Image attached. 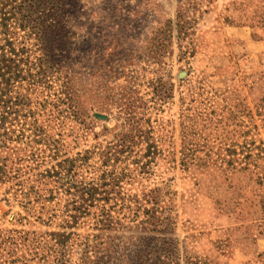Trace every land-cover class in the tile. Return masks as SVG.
I'll use <instances>...</instances> for the list:
<instances>
[{
	"label": "rangeland",
	"instance_id": "rangeland-1",
	"mask_svg": "<svg viewBox=\"0 0 264 264\" xmlns=\"http://www.w3.org/2000/svg\"><path fill=\"white\" fill-rule=\"evenodd\" d=\"M32 2L0 0V264H264L232 257L264 236V0Z\"/></svg>",
	"mask_w": 264,
	"mask_h": 264
},
{
	"label": "trees",
	"instance_id": "trees-1",
	"mask_svg": "<svg viewBox=\"0 0 264 264\" xmlns=\"http://www.w3.org/2000/svg\"><path fill=\"white\" fill-rule=\"evenodd\" d=\"M55 0H33L31 3V9L37 10L41 8V6L49 4L51 2H54ZM56 14L53 13H48L46 14L47 20L43 23H40L37 26L36 30V37L37 40L41 43L43 50H48L50 47L51 49H55V46L60 43L59 38L60 36L58 35V29L62 25V23L58 20V18H55ZM58 17V16H57ZM58 40V41H56ZM231 154L234 155L233 152H230ZM105 217H108L107 220H112V217L108 216V213ZM150 255V253H149ZM144 256V255H143ZM171 257V256H170ZM170 257L169 256H163L162 254L159 256V258L156 260V262H153L152 264H170ZM138 262L135 264H149L148 260H142V258H137Z\"/></svg>",
	"mask_w": 264,
	"mask_h": 264
},
{
	"label": "crops",
	"instance_id": "crops-1",
	"mask_svg": "<svg viewBox=\"0 0 264 264\" xmlns=\"http://www.w3.org/2000/svg\"><path fill=\"white\" fill-rule=\"evenodd\" d=\"M247 239L250 244H237L236 247L232 249V257L234 260L242 258L247 262L248 260H256L260 256L264 255V236L260 233L258 235H247ZM236 257V259H235ZM245 264V263H243Z\"/></svg>",
	"mask_w": 264,
	"mask_h": 264
}]
</instances>
